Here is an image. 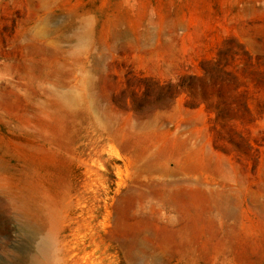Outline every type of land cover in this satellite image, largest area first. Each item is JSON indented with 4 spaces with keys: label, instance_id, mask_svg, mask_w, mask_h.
<instances>
[{
    "label": "rangeland",
    "instance_id": "rangeland-1",
    "mask_svg": "<svg viewBox=\"0 0 264 264\" xmlns=\"http://www.w3.org/2000/svg\"><path fill=\"white\" fill-rule=\"evenodd\" d=\"M0 264H264V0H0Z\"/></svg>",
    "mask_w": 264,
    "mask_h": 264
},
{
    "label": "bare ground",
    "instance_id": "bare-ground-1",
    "mask_svg": "<svg viewBox=\"0 0 264 264\" xmlns=\"http://www.w3.org/2000/svg\"><path fill=\"white\" fill-rule=\"evenodd\" d=\"M42 252V251H41Z\"/></svg>",
    "mask_w": 264,
    "mask_h": 264
}]
</instances>
